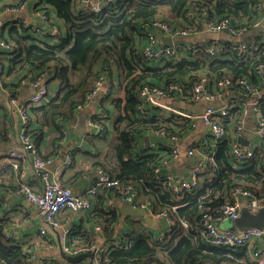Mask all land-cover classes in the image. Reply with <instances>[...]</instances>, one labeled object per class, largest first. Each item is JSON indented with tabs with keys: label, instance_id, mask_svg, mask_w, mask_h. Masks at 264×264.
Returning a JSON list of instances; mask_svg holds the SVG:
<instances>
[{
	"label": "trees",
	"instance_id": "16d2710c",
	"mask_svg": "<svg viewBox=\"0 0 264 264\" xmlns=\"http://www.w3.org/2000/svg\"><path fill=\"white\" fill-rule=\"evenodd\" d=\"M41 1L55 14L54 19L62 24L58 27V21L49 23L47 29H50V33L47 32L43 40L34 36L31 28L21 22L10 26L14 22L11 17H8L7 25L0 27V39L13 45L10 51L0 53V68L3 69L0 75L1 91L9 92L10 99L15 98L27 77L32 81L46 77L47 82L58 83L57 91L48 101L27 109L29 117L22 135L35 144L38 157L50 159L38 151L43 129L54 128L52 142H56V149L65 133L64 125L71 124L77 107L86 105L85 98L93 82L100 77L108 79V74L114 68L125 98L112 97L111 94L99 99V102L109 100L117 112L113 122L115 136L109 143L113 154H106L103 161L95 157L90 168L76 173L74 178L87 176L97 168L102 169L112 179L129 181L138 192L136 198L142 202L149 201L156 212H167L174 222L171 231L158 240L142 233L138 222L126 220L130 232L122 233L119 247H112L101 254L100 264H250L242 249L211 248L204 240L201 226L205 214L214 219L221 218L219 208L224 203V194L231 188L243 186L264 199V166L253 159L238 169L234 168L229 154L231 136L225 138L216 144L210 155L212 162H208L205 168L207 172L201 175V188L193 194H186L181 202H175L168 190L150 181V174L159 165L160 150L153 149V155L147 152L135 156L133 146L147 129L164 131L179 138L185 137L191 130L190 122L186 119H180L179 125L178 119L168 123L148 114L141 116L138 111L141 102L137 97L141 85L161 86L158 82H176L190 89L198 75L209 73L215 81L229 80L225 93L231 92L238 99L246 100L250 93L239 82L245 79L251 88L256 89L258 76L254 68L264 62V44L251 41L244 59H238L235 52L229 49L232 44H224L228 52L209 60L204 56L202 46L197 49L196 57L168 62L155 68L147 67L134 55V50L144 36L141 25L154 18L163 16L166 18L161 19L173 22L184 18L186 8L193 7L191 5L195 8L211 5L218 16H231L238 22H245L259 17L254 12L253 4L230 0H113L100 13H90L79 9L77 0ZM3 8L0 6V13ZM208 16L214 18L215 14L211 11ZM48 72L50 75H47ZM150 108L153 107H147L145 112L148 113ZM2 109L0 104V141L8 142V120ZM229 111L231 119L238 120L239 108L234 107ZM58 119L61 120L59 123ZM93 119L96 120V117ZM228 121L225 119L221 122L227 130L230 126ZM233 131L228 133L232 134ZM85 139H89L97 151H104V148H99V137L87 135ZM103 139L104 136L99 141ZM261 140L262 146L256 149V153H264V137ZM74 150L71 151L73 161L77 153ZM205 152L209 153L210 148L206 146ZM21 163L17 170L21 169ZM8 166L15 170L13 166ZM34 180L39 182L37 178ZM61 185L66 187L63 183ZM111 193V190L97 191L90 198L93 210L85 214L86 220L99 226L104 234L113 232L121 218L114 207L107 206L108 199H113ZM72 214L64 210L57 219L61 221L62 215L69 219ZM12 223L7 213L0 214V264H32L26 259V249H30L32 244L6 238V231ZM183 223L188 227L185 228ZM68 235L72 241H78L77 246L84 244L87 249L94 238L93 232L83 228H69ZM43 241L45 243V239Z\"/></svg>",
	"mask_w": 264,
	"mask_h": 264
},
{
	"label": "built area",
	"instance_id": "2783aa9c",
	"mask_svg": "<svg viewBox=\"0 0 264 264\" xmlns=\"http://www.w3.org/2000/svg\"><path fill=\"white\" fill-rule=\"evenodd\" d=\"M79 9L90 12L100 13L103 8L111 3L113 0H77ZM235 3H252L254 12L257 15L261 13V6L255 0H230ZM0 6L4 7L2 13H0V27L1 16L7 15L13 18V23L10 26L17 25L21 22L31 28L33 35L38 39L43 40L46 33H50V29H47L49 23L53 22L55 14L50 11L47 5H44L41 0H0ZM193 8L186 11L183 21L178 24H170L164 20L155 19L148 23L142 24L141 29L144 32V36L139 39V42L134 50V55L139 59L147 63H153L157 66H162L168 62H176L183 58H192L197 53V49L203 46V54L209 59L213 60L217 57L224 55L228 52V49L221 42H207L204 44H187L184 42H174L170 46L160 44L161 37H169L171 39L191 38L199 30L201 21L205 22L207 31L213 33L229 32L231 35L241 38L251 31L261 26V21L258 17L253 20L239 22L231 16H222L218 20L215 18H208L207 21L202 20L206 16V6L192 5ZM30 10L33 14V18L30 23H26L20 18L23 11ZM2 14V15H1ZM44 26V27H43ZM52 34V33H51ZM262 37H264V30L262 31ZM251 41L239 42L232 44L231 51H234L238 59H244L248 53ZM12 44H7L0 39V53L10 51ZM235 46V47H234ZM1 58V56H0ZM254 72L257 76L264 78V62L255 66ZM3 74V69L0 68V75ZM29 82L32 88H35V92L22 104L19 105L18 112L22 122L21 131V145L20 151H10L3 157L2 163L13 166L17 169L19 162H23L27 158V150L33 155L31 161V167L33 169L34 178L39 179L38 188H32L25 182L18 184V193L22 195L27 202L34 206L42 217L43 221L54 228L59 226L57 216L64 210H69L73 213L77 212H91L93 210V203L90 198L97 191L111 190L113 199H108L107 206L115 207V202L120 204H128L132 208L145 210V212L153 219H163L166 222V226L161 231L158 237L154 236L150 229L142 225L141 232L150 234L158 240H162L166 233L171 231L173 226V220L170 218L167 212H156L149 201H140L137 196V190L129 181H120L112 179L102 169H95L91 171V180L88 188L84 192L83 196H74L71 189L64 187L60 184L58 178V172L51 171L49 166L51 160H43L36 155L35 144L25 138L22 133L26 130L28 119V108L40 106L48 101V86L42 84L40 79L36 81L29 80V77L21 84ZM244 88L249 91L250 94H256L257 90L251 88L245 79L239 82ZM230 84L228 79H220L218 81L213 80L209 73L198 75L195 81L192 82L190 89H186L182 84L176 82H169L163 84V86H154L144 84L137 90V97L141 104L138 107V111L141 116H144L147 112V107H158L174 115V119H186L190 122V132H193L197 127L202 124L207 128L206 137L197 146H191L186 148L185 153L190 158H196V161L187 169L188 177L180 178L173 176L172 174L161 175V166H157L150 174V181L159 185L161 188L168 190L175 202H181L186 197V194H193L200 188L201 174L205 169V163L212 162L210 155L213 154L216 144L223 141L225 138L230 139L229 154L232 158L233 166H241L247 164L249 161L255 159L258 160L264 166V153L255 152L259 146V143H255L253 149L244 150L238 146L237 142L242 132L243 118L245 111L238 117L236 127L232 134H229L221 122L223 120H230L231 105L223 104L220 107L214 108L212 106H206L200 113H192L191 111H184L174 107H168L160 104L159 99L170 98L172 100L179 101L180 103L191 105H200L202 103H212L216 100H220L225 94V89ZM213 86L216 90L213 91ZM113 83L103 77L98 78L93 82L90 92L86 95V105L98 98H104L112 94ZM7 96H10V93ZM264 99V96H263ZM11 102H15V98H9ZM85 105V106H86ZM254 111L259 115L258 104L255 103ZM82 107H77L80 110ZM96 117V120L93 119ZM89 124L92 130L88 135L92 137H101L108 126L104 113H98L92 115ZM156 135L160 137H169L170 142L167 145L162 146L168 150V154L171 159H176L181 149L175 144L179 137L175 135L166 134L164 131H156ZM255 137L262 139L264 137V116H260L258 120V127L255 131ZM206 146L210 148V152H205ZM153 145H149L147 148L153 150ZM73 155L69 152L66 155L63 169H68L73 164ZM166 160L162 161V166H166ZM224 203L219 208L221 218H213L209 214L203 216V223L201 226L202 234L204 235L205 242L211 248H226V249H242L247 252L248 256L257 260V264H264V229L250 228L245 231H238L234 228L220 229L218 226L225 220H236L240 215V210L244 206L248 209L251 215H255L260 209L264 208V199L258 198L252 191L245 189L243 186H236L231 188L224 194ZM176 209L177 207H172ZM185 228L188 227L186 223H183ZM69 229L64 232V245L63 250L66 256H76L82 253H86L94 250V248H88L86 246H77V240L67 239ZM95 231L98 234H102L99 226L95 227ZM45 230L40 231V235L44 236ZM6 238L11 236L6 233ZM46 243V242H45ZM122 241L112 244L111 247L103 249L102 253L108 252L112 247H119ZM262 244L263 247H260ZM95 252L93 261L91 264H100V255ZM27 262L34 264V252L32 249H26ZM43 264V262H41Z\"/></svg>",
	"mask_w": 264,
	"mask_h": 264
},
{
	"label": "crops",
	"instance_id": "0c3cea01",
	"mask_svg": "<svg viewBox=\"0 0 264 264\" xmlns=\"http://www.w3.org/2000/svg\"><path fill=\"white\" fill-rule=\"evenodd\" d=\"M255 1L261 6V13L258 18L261 21V25H264V0ZM20 18L26 23H30L33 18V14L30 10H25L21 13ZM214 18L218 20L221 18V16H214ZM55 21L58 20L53 19V23H55ZM8 22V16L3 14L1 16L2 25H7ZM57 25L58 27L62 26L60 21L57 22ZM204 25L205 22L201 21V26L198 32L191 37L192 39H195L196 41H206L207 39L212 40L213 34H215L218 40H221L220 42L223 44H229L237 41V37L231 35L229 32L213 33L207 31ZM247 39L249 41H254V43L259 45L264 44L262 31L259 34L255 33L254 30L251 31V34L247 37ZM146 66L154 68L158 67L153 63H147ZM107 77L109 81L113 83L114 89L112 92V97L124 99L125 92L119 85V77L116 70L112 68V73L108 74ZM258 79L255 80L257 93L249 94L246 100H240L233 93L227 92L220 100L218 99L212 103H202L193 107L191 105L180 103L176 100L174 101L170 98L159 99L158 102L164 106L174 107L184 111H191L192 113H200L206 106L217 108L223 104H228L231 105L232 108L238 107L239 116H241L243 111H245V116L243 118L244 130L240 136L241 139L239 138L240 141L238 139L237 144L242 149L249 150L253 149L255 143H259V146H262V140L259 138L257 139L254 134L258 127L259 117L264 116V78L258 76ZM40 80L42 84H49L48 99H50V97L57 91L58 83L55 81L47 82L48 79L46 77H43ZM158 84L163 86L162 82H158ZM215 90L216 87L213 86V91ZM34 92L35 88H32L29 82H25L18 88L15 102H11L7 96V93L0 90V104L4 109H2V111L5 112V115L7 116V128L10 137L8 142L0 141V214L7 213L13 222L6 232L12 237L14 242H25L32 244V246L29 248H31L34 252V264H42L41 262H43V264H68L63 258V254L66 255L63 250V240H65L64 232L69 228L74 230L83 228L84 230L93 232L94 238L92 239V244L89 245H91L90 248L97 249V255H100L103 249L111 247L112 244L122 241L121 238L123 232H130L125 222L126 220L138 222L141 226L145 225L143 220L138 217L122 215L120 213L119 207L116 206L118 202L114 201V208L121 215V218L118 225L111 233L98 234L95 231V227L97 225L94 226L92 223H89L86 220L85 214L87 212L74 213L69 219H67V217H63L62 215L61 221H63V218H66L67 221L64 219L62 223L58 219L59 226L54 228L50 225H47L37 212L36 208L30 205L27 200L17 191L18 184L22 182L27 183L32 188H38V182H36L33 178V169L28 156L26 160L21 163V169L18 170L11 169L8 164H5V162L4 164L2 163L3 157L6 156L7 153L10 151H20L22 122L19 117L18 108L19 105L26 101ZM255 103L258 104L259 115L254 111L256 108L254 105ZM98 113H104L108 123L105 132L101 136H104V139L99 141L101 139V137H99L98 140L100 150L104 148V151L102 152L97 151L95 145H92V142L88 141L89 139H85L86 136L92 132V130H94L89 124L90 118H92V115ZM116 114L117 112H115L113 105L109 100L105 102H99V100L90 101L86 106H83L80 110L75 111V116L71 119V124L69 123L64 125L65 133L59 140L60 142L58 143V146L56 145V149H54V144H56V142H52L55 136L53 133L54 128L43 129V136L38 149L39 154L50 157L51 164L49 169L51 171L58 172L59 181H61L66 187L70 188L73 195L83 196L91 180V174L87 176L81 175L77 178H74L76 173L90 168V164L91 162L95 161V157H98L99 161H103L107 157L106 154H109V152L113 154L111 144L109 143L113 141L115 136L113 122L115 121ZM146 114H148V116L150 115L152 117H156L157 120L168 123L171 120H175L174 115L158 107L150 108L149 112ZM60 121V119L57 120L58 123ZM228 122L230 124L229 131L235 129L237 119H230ZM31 123L32 127H34V123ZM177 124L180 125V122ZM155 133L156 131L153 129H147V131H145L140 136L136 144L133 146V149H135V156L146 154L147 152L149 155H153L154 151L150 150L151 148H147L149 145H153L154 147L152 148L154 150H160L158 164L161 166V175L172 174L173 176L180 178L188 177L187 169L196 161L198 156L196 158H190L186 155L185 150L188 147L199 145V143L206 137L207 128L200 124L195 131L189 132L188 135L179 139L175 144L179 147V149H181V153L176 159H171L168 154V150L162 147L170 142L169 137H160ZM92 141L97 142L95 140ZM73 150L75 152L77 151V153H75V161H73V165L71 166L72 168L70 167L71 169H63L66 155ZM164 160L167 162L166 166H162V161ZM207 164L208 160L205 163V168L207 167ZM233 167L238 169L237 166ZM206 172L207 170L204 173ZM155 185L160 187L157 184ZM199 188H201V185ZM222 223L229 227V229L232 228L231 220H225ZM220 224L218 226L219 228ZM147 227L156 237H158L161 231H163L165 228H163L159 223L154 224L152 227L147 225ZM41 230H45L46 234L44 236L40 235ZM41 237L45 239L46 243H44V239H41ZM69 237H67V239H72ZM77 244L79 243L77 242ZM260 247H263L262 244ZM247 259L249 260L250 264H257V260L253 259L251 256L247 255ZM91 262L92 261L90 258H86L77 264H91Z\"/></svg>",
	"mask_w": 264,
	"mask_h": 264
},
{
	"label": "water",
	"instance_id": "95a60500",
	"mask_svg": "<svg viewBox=\"0 0 264 264\" xmlns=\"http://www.w3.org/2000/svg\"><path fill=\"white\" fill-rule=\"evenodd\" d=\"M264 30V25L259 26L257 29L254 30L255 33H260L261 31ZM251 34L248 33L245 36L241 38H237L236 42H232L229 44H237L239 42H244V41H249L247 37ZM221 41V40H220ZM215 34H213L212 40L207 39L206 41H196L195 39L192 38H187V39H181V38H175L171 39L169 37H161L160 39V44L170 46L174 42H184L187 44H204L205 42H220ZM223 42V41H222ZM226 43V42H225ZM47 75H50L48 72ZM241 139V138H240ZM239 139V141H240ZM20 147L22 148L23 146L20 144ZM27 156L30 161L33 160V155L31 154L30 151H26ZM75 196V195H74ZM117 207H119L120 213L124 216H133V217H138L143 220L145 225L152 227L154 224L159 223L163 228L166 226V222L163 219L155 220L151 218L144 210H139L132 208L128 204H116ZM232 228L238 230V231H245L250 228H256V229H264V208L260 209L255 215H251L246 207H242L240 210V215L236 220L232 221ZM97 249H94L92 251L86 252L79 254L77 256H66L63 254L64 261L67 262L68 264H77L79 262H82L86 258H90L91 261H93L95 252Z\"/></svg>",
	"mask_w": 264,
	"mask_h": 264
},
{
	"label": "rangeland",
	"instance_id": "374dc122",
	"mask_svg": "<svg viewBox=\"0 0 264 264\" xmlns=\"http://www.w3.org/2000/svg\"><path fill=\"white\" fill-rule=\"evenodd\" d=\"M192 6V5H191ZM190 8H193V7H188V8H186V11L188 10H190ZM206 8H207V10H206V16H208L209 15V13L212 11V13H214L215 14V16H218L219 14H217L216 13V11H214V9H213V6H211V5H206ZM161 18H166V17H161ZM161 18H154L153 20H155V19H159V20H164V21H166V22H168V23H170V24H178V23H180V22H182L183 21V18L181 19V20H175V21H173V22H170L169 20L167 21V20H165V19H161ZM208 18H212V17H205L204 19H202V20H205V21H207L208 20ZM150 21H152V20H150ZM145 24V23H144ZM201 26V25H200ZM200 26H199V28H200ZM197 56V55H196ZM195 56V57H196ZM142 62H144L143 60H142ZM144 63H146V62H144ZM99 99H101V98H98L97 100H99ZM19 113V112H18ZM28 117H29V115H28ZM220 228L221 229H224V228H227V229H229V227H227V226H225V224H223V223H221L220 224Z\"/></svg>",
	"mask_w": 264,
	"mask_h": 264
}]
</instances>
